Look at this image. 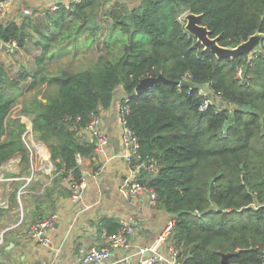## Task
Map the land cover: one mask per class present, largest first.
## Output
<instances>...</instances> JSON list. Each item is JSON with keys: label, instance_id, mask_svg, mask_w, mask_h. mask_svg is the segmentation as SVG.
Segmentation results:
<instances>
[{"label": "trees", "instance_id": "trees-1", "mask_svg": "<svg viewBox=\"0 0 264 264\" xmlns=\"http://www.w3.org/2000/svg\"><path fill=\"white\" fill-rule=\"evenodd\" d=\"M36 11L0 21V39L15 42L12 53L29 39L38 51L35 66L22 65L16 75L0 60V165L19 153L22 169L30 170L24 114L54 166L45 194L52 197L69 174L80 179L76 154L91 156L94 148L80 129L122 85L126 124L142 158L157 163L140 178L174 216L170 239L184 264H219L225 252H237L228 264H264V40L251 58L219 59L183 18L186 11L201 14L219 44L236 46L264 32V0H76ZM89 49L94 55L85 66L72 68ZM159 74L207 84V108L200 109L204 92L179 83L160 81L135 93L141 78ZM105 222L109 233L120 225Z\"/></svg>", "mask_w": 264, "mask_h": 264}, {"label": "crops", "instance_id": "crops-1", "mask_svg": "<svg viewBox=\"0 0 264 264\" xmlns=\"http://www.w3.org/2000/svg\"><path fill=\"white\" fill-rule=\"evenodd\" d=\"M5 1L6 12L0 16V21H19L25 14V9L37 14L44 13L46 9H53L57 4H69L71 0H0ZM136 2L138 0H126ZM7 44V47L1 44ZM13 52V45L0 39V60L6 66L11 67V73L16 75L25 65L33 68V55L38 51L33 46V39L27 41V46ZM24 63V64H22ZM125 92L122 85L115 88L114 96L107 108H101L98 113L101 116L102 127L110 138V143L105 152L95 156H83L79 165L81 176L86 180V187L80 191L77 199L72 198V189L69 186L70 174L59 182V187L54 186L53 196L45 194V190L31 189L38 195L34 200H29L28 195L22 198L21 209L7 210L0 202L3 212L0 216V224L5 212L15 213V220L10 223L5 232L4 242L0 244V264H38L49 262L50 264H107L125 253H132L139 245L154 242L162 232L165 222L172 215L157 205L151 206L147 194H139L132 200L125 198L121 192L124 176L129 172V167L123 159L122 145L120 141V110L123 104ZM84 137L91 140L86 132H81ZM33 140L34 136H33ZM40 143V142H39ZM46 157L48 171L44 177L45 189H51V181L54 176L52 161L47 155V150L42 144ZM20 161V154L15 153ZM40 156L32 151L31 165L38 169L41 167ZM39 163V164H38ZM42 173V172H41ZM44 174V173H43ZM42 175V174H41ZM23 177V176H22ZM37 179V176H35ZM61 190V192H59ZM39 196V197H38ZM54 209H50V200H54ZM44 216L55 213L53 225L47 229L51 238V245L40 244L34 237L27 236L26 230L37 218V206ZM21 210V212H20ZM126 217L135 220V228L130 235L131 247L128 249H112L110 256L105 261L83 262L82 254L91 246H104L109 234L106 227V218H112L120 224ZM169 237L160 245L162 249Z\"/></svg>", "mask_w": 264, "mask_h": 264}, {"label": "built area", "instance_id": "built-area-1", "mask_svg": "<svg viewBox=\"0 0 264 264\" xmlns=\"http://www.w3.org/2000/svg\"><path fill=\"white\" fill-rule=\"evenodd\" d=\"M76 1V0H71ZM69 2V3H70ZM6 12L5 1H0V16L4 15ZM31 11L25 9V13H30ZM12 45H15V42H11ZM238 76H241V68L237 71ZM189 79V78H184ZM201 90V89H200ZM201 92H204L201 90ZM206 98L202 101L200 109H206L212 96L204 92ZM123 100L120 110V141L123 151V159L129 167V172L124 176L123 183L121 187V192L123 196L129 200L134 199L139 194H147L148 201L151 206L157 205V192L146 186L141 178L140 172L143 169H147L150 172H156L157 163L156 160L150 159L149 161L142 158L140 153V143L137 139L135 131L126 124L125 113L128 110V105ZM24 117L27 115L22 114L21 118L23 121ZM30 118V117H29ZM77 119L80 117L77 116ZM26 122V121H25ZM86 132L91 136L93 141L94 148L93 154L95 156L105 152L110 143V138L106 131L102 127L101 116L97 111L90 112V119L84 127L80 129V132ZM31 136V142L35 145L33 140L31 120L30 124H27V130L23 134V139L25 144L30 150V155L32 154V148L26 139V135ZM44 151V150H42ZM42 156L46 157L44 153H41ZM83 155L76 154V162L78 165L82 162ZM32 175L26 176V181H30ZM69 186L72 189V198L77 199L80 196V191L82 188L86 187V180L84 177L80 179H74L70 176ZM55 213H50L43 217H37L26 230V235L34 237L40 244L49 246L51 245V238L47 232V229L50 228L55 220ZM175 218L171 215L168 220L165 222L162 232L159 234L157 239L146 245H139L136 250L132 253H125L120 257L110 261L107 264H184L178 246L170 239L171 231L174 226ZM135 220L132 217L123 218L120 222V225L117 230L112 231L107 236V242L104 246H91L85 250L82 254L83 262L90 261H105L109 258L110 252L112 249H128L131 247L130 235L133 233L135 228ZM9 227V226H8ZM5 227L0 231V244L4 242L5 232L8 229ZM169 237L168 242L161 249L160 245L165 239ZM38 264H50L49 262H40Z\"/></svg>", "mask_w": 264, "mask_h": 264}, {"label": "rangeland", "instance_id": "rangeland-1", "mask_svg": "<svg viewBox=\"0 0 264 264\" xmlns=\"http://www.w3.org/2000/svg\"><path fill=\"white\" fill-rule=\"evenodd\" d=\"M93 52L94 51L92 49H89L87 52L82 53L80 56L72 59L71 67L76 69L85 66V63L87 61L86 57L91 56ZM17 109L18 107L15 108L13 112L15 113ZM24 120L26 121H24L26 125L30 124L31 119L29 118V116L24 117ZM26 139L30 144L32 151L37 152V154L41 158L40 160L43 162H40L41 167H38V169H36L33 167V165H31L30 159V170L27 173L22 169L20 161L14 154L0 165V202L2 205L5 206L7 210L21 209V206L23 205L22 198H26L27 195V198H29V200H34V196L38 195L37 193H35L37 192L36 188L42 189L41 191H43L47 183L46 181L49 179L47 176L44 177L46 173L42 171L44 168L48 171L47 162L43 160L44 156L42 157L41 155L42 152L45 155V152L42 151L43 149L41 148V145L43 143H39L35 140L36 144L33 145L31 142V136L28 134L26 135ZM43 166L44 168H42ZM30 175H32V178L30 181L27 182L26 176ZM35 176H37V179H35ZM31 189H34L35 192H33ZM14 192L16 193L15 197ZM15 217V213L10 214V212H5L3 216V221L0 224V231L5 227L9 226L10 223L15 220Z\"/></svg>", "mask_w": 264, "mask_h": 264}, {"label": "water", "instance_id": "water-1", "mask_svg": "<svg viewBox=\"0 0 264 264\" xmlns=\"http://www.w3.org/2000/svg\"><path fill=\"white\" fill-rule=\"evenodd\" d=\"M201 14L192 11H186L183 15L185 20V28L201 42L205 49H210L216 54L219 59L226 57H234L238 54H245L251 58L254 51L259 50L263 45L264 32L257 31L247 39L241 41L236 46H223L218 43V36H211L209 28L199 22ZM1 46L7 47V44L2 43ZM169 82L171 84H182L191 88L201 89L204 92L208 91V86L205 83L194 82L190 79H182L181 81L171 80L159 74L157 76H146L140 79L135 87V93H141L149 86L160 82ZM237 254V252L222 253L219 264H228L230 256Z\"/></svg>", "mask_w": 264, "mask_h": 264}, {"label": "bare ground", "instance_id": "bare-ground-1", "mask_svg": "<svg viewBox=\"0 0 264 264\" xmlns=\"http://www.w3.org/2000/svg\"><path fill=\"white\" fill-rule=\"evenodd\" d=\"M185 13H186V12H185ZM185 13H184V14H185Z\"/></svg>", "mask_w": 264, "mask_h": 264}]
</instances>
